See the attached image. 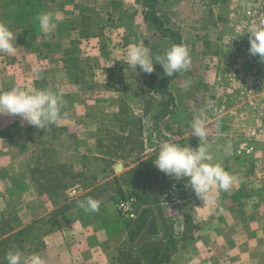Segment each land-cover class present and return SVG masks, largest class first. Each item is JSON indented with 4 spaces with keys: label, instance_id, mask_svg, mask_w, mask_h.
Returning a JSON list of instances; mask_svg holds the SVG:
<instances>
[{
    "label": "rangeland",
    "instance_id": "374dc122",
    "mask_svg": "<svg viewBox=\"0 0 264 264\" xmlns=\"http://www.w3.org/2000/svg\"><path fill=\"white\" fill-rule=\"evenodd\" d=\"M39 1L0 0V21L9 23L17 32L16 51L0 54V92L19 84L62 93L61 117L74 116L77 122L67 126L59 122L39 129L19 116L0 114V227L8 222L20 229L41 219H33V215L43 204L53 215L73 199H86L87 194V198L96 200L101 194L111 196L112 200L100 205L97 212H85L77 206L67 216L55 217L60 229L64 226L69 233L54 241L52 236L60 235L61 230L47 235V247L36 255L48 261L59 245V253L66 261L63 264L80 263L73 246L83 234L81 225L91 227L90 238L99 229L117 228L115 242L110 245L112 249L116 247L113 259L105 263L116 264L119 250L130 242L128 227L135 228L138 220L128 219L119 210L122 200L136 195L122 178L148 158H153L151 166H155L160 143L167 140L193 147L206 145L216 162L243 180V183L239 180L238 189L244 196L254 197L255 192L264 189V161L256 165L257 158H264V135L257 134L256 150L249 155L255 158L242 159L238 153L241 145L240 153L253 149L248 132L250 128L260 127L258 120L263 117L264 97L262 88L259 107L254 108L257 94L245 89L254 84L255 72L264 79V62L259 57L249 58L250 53L240 49L241 29L236 22L228 29L224 21L225 15H239L241 0H231L229 4L227 0L161 1L160 16L167 27L182 34L191 55L189 69L169 84L175 104L169 103L168 115L163 119L157 117L168 100L161 90V83L167 77L162 66L157 63L151 74L133 73L125 63L131 46L147 47L154 58L174 45L144 20L140 0H131V6L120 8V13L106 6H77V13L60 20L53 32L45 31L53 39L51 44L44 43L47 61L56 60L60 66L67 67L65 77L70 80L59 86L52 78L49 81L48 77L39 76L31 86L32 23L24 19L21 4L27 8ZM248 1L254 8L259 5L264 9V0ZM91 34L93 41L89 38ZM106 47L108 51L103 53ZM94 49L99 55L91 63L88 53ZM51 54H56L53 61L48 60ZM53 75L59 77V72ZM239 79L246 84L243 86ZM90 80L94 81L93 85L85 83ZM201 110L207 115L208 136L204 141L192 135L190 128L193 117ZM77 114L84 119H79ZM32 171L40 186L33 180ZM155 171L153 195L149 203L137 205L138 216L143 210L153 209L150 218L156 217L159 224L165 220L166 228L159 225L158 237L169 242L171 235L175 254L188 235L184 233L182 238L176 229L179 215L204 202L195 196L186 177L168 176L157 167ZM120 186L124 195L118 190ZM235 186L236 183L233 189ZM154 238L151 236L150 240ZM174 254L169 264H173Z\"/></svg>",
    "mask_w": 264,
    "mask_h": 264
},
{
    "label": "crops",
    "instance_id": "0c3cea01",
    "mask_svg": "<svg viewBox=\"0 0 264 264\" xmlns=\"http://www.w3.org/2000/svg\"><path fill=\"white\" fill-rule=\"evenodd\" d=\"M230 2L231 0H227V4ZM248 2V0H241L238 9L239 15L235 17L225 15L224 21L226 28L229 29V25L232 26L234 22H236L238 29H241L249 28L252 24H260L264 21V9L259 5L254 8L253 3ZM21 5L24 9V19H28L27 21H31L32 23L31 86L35 84L39 76L48 77L49 81H51L50 79L52 78V82H56L57 85L61 86L65 80L69 79L65 77V74L68 76L67 70L69 69L57 64L56 60L51 63L47 61V53L45 54L44 52V43L48 42V44H51L53 39L48 37L45 31L39 27L36 20L39 14L48 12L53 14V16H59L60 20H63L76 14L77 6L88 8L106 6L112 9L113 12L120 13V8L131 6V0H41V2H37L35 6L33 3H31V6L27 5V8L24 4ZM260 8L263 12H261ZM245 12L247 15L244 14ZM58 33L60 34V31L57 32V34ZM226 33L231 32L226 31ZM73 35H76L74 31ZM89 38L93 41L94 34H91ZM107 51L108 47L103 49V53ZM88 54L91 55V58L88 60L91 63L96 61L95 55H99L95 49L92 53L89 52ZM53 55L56 54L49 55L48 60L50 59L53 61ZM97 68L94 70H101ZM57 71L59 72L60 79L54 75L52 77V73H57ZM85 83L87 85H93L94 81L90 80ZM73 117L74 116L70 115L61 117L60 122L65 126L71 123L74 124L75 121L77 122V119ZM77 117L79 119H84L80 114H77ZM249 117L250 116L245 119ZM258 123H260L259 129L253 127L250 128V132H248V135H250L248 138L253 148L252 151L240 153V147L242 145L238 148V153L241 155L240 157L242 159H244V157L255 158L249 155L256 150L255 140L257 139V134L260 132L264 135L262 120L259 119ZM263 161L264 158H257L256 165H259L258 163H263ZM235 178L236 189L232 187L228 191L217 190L215 199L209 202L210 205L208 203H203L200 206L193 207L192 210H188L186 213H183V215H179L176 229L178 233H182V238L184 233L188 235L178 246L173 256V264H264V189L255 192L257 193L255 195L252 194L254 197L244 196L243 192L238 189L240 185L239 180L241 183H243V180L238 176ZM225 198L231 202L228 203ZM215 204H218V207H216ZM42 206L43 208L38 207L34 212L33 219L43 218L50 214L51 210L47 208L48 206L45 208V204ZM219 206L221 207L219 208ZM67 215L68 213L65 214V216ZM187 220L192 222L191 227L186 225ZM81 227L83 229L81 230L83 234H81L78 244L73 246V251L78 254L77 259H79L80 262L77 263L76 261L75 264H105L113 259L116 247L112 249L110 245H112V242H115L117 228L112 230L99 229L98 232H93L96 236L90 238L88 229H91V227H86L84 225H81ZM68 233V228L63 226L62 230L59 232L60 235L55 234L52 236L54 237L52 241ZM103 240H105V242H103ZM52 241L48 242V244L51 245ZM58 247L60 246L57 245L54 251L55 253L48 261H45V264H63L66 262L60 255Z\"/></svg>",
    "mask_w": 264,
    "mask_h": 264
},
{
    "label": "clouds",
    "instance_id": "9594fccd",
    "mask_svg": "<svg viewBox=\"0 0 264 264\" xmlns=\"http://www.w3.org/2000/svg\"><path fill=\"white\" fill-rule=\"evenodd\" d=\"M39 27L51 33L60 21L59 16L44 12L36 18ZM249 52L264 62V21L249 26ZM17 32L7 22L0 21V54L14 53L17 44ZM133 73L151 74L159 63L164 75L172 77L176 73L187 71L191 65L189 49L183 44H174L165 53L154 58L149 49L143 45L131 46L127 50L125 62ZM64 105L63 94L47 89L25 88L16 85L7 91L0 92V114L19 116L22 121L45 129L48 125H58L61 119V108ZM192 135L204 141L208 136L207 115L201 110L190 123ZM155 166L168 176L187 178L188 184L204 204L215 199L217 189L228 191L235 183V176L215 161L206 145L197 147L182 145L171 140L162 141L159 152L154 159ZM78 207L85 212L99 211L100 202L92 197L77 201ZM26 257L19 250L6 254L7 264H25ZM0 264H3L0 261ZM32 264H45L38 255L32 257Z\"/></svg>",
    "mask_w": 264,
    "mask_h": 264
},
{
    "label": "trees",
    "instance_id": "16d2710c",
    "mask_svg": "<svg viewBox=\"0 0 264 264\" xmlns=\"http://www.w3.org/2000/svg\"><path fill=\"white\" fill-rule=\"evenodd\" d=\"M144 6V20L153 25L156 30L166 38H169L173 44H183L182 34L178 31H173L166 26V21L160 16L159 5L162 0H140ZM181 73V72H180ZM180 73L174 74L172 77H166L161 83V90L168 95V100L163 109L157 115L158 119H163L168 115V106L175 104V97L169 90V84L175 80ZM112 133V131H109ZM153 158H148L140 162L135 167H132L122 178L124 183L136 191L135 197L138 204L149 203L153 195V179L156 173V167L151 166ZM149 167L145 168V165ZM32 178L35 183L40 186L37 181L34 171ZM119 192L124 195L122 187H119ZM88 195V194H87ZM86 195V199H87ZM98 201L100 205H104L112 200L110 197L99 195ZM124 199V198H122ZM77 200H72L64 206L59 207L54 214L39 220L32 221L31 224L16 229L8 222H3L0 227V261L7 264L6 254L9 251L19 250L27 258L25 264H32V257L47 247L45 237L56 230L60 229V223L54 218H60L69 211L77 208ZM154 214L153 209L143 210L141 216L137 217V226L129 228L130 242L128 247L120 249L115 259L116 264H169L174 254L175 242H172V237L169 235V242L166 239L158 237L160 226L166 228L165 220L159 224L156 217H151ZM160 225V226H159ZM187 226H192L190 220L186 221ZM156 237L150 240V237Z\"/></svg>",
    "mask_w": 264,
    "mask_h": 264
},
{
    "label": "built area",
    "instance_id": "2783aa9c",
    "mask_svg": "<svg viewBox=\"0 0 264 264\" xmlns=\"http://www.w3.org/2000/svg\"><path fill=\"white\" fill-rule=\"evenodd\" d=\"M248 27L247 28H241L240 30V39L241 42L239 43V47L242 51H245L246 53H250L249 52V47H250V39L249 36L250 34L247 33ZM258 56H254V55H249V58L253 59L256 58ZM246 61L250 62V59H246ZM247 70V69H246ZM262 74L255 72L252 75V80H254V84H251L249 86H246V90L251 93V94H257V98L254 102L255 106L254 108H258L259 107V91L264 88V79L261 77ZM242 78L244 79V75H242ZM243 79H239L240 83H242V85L244 86L246 83H244L242 80ZM263 99V117H262V123L264 126V97ZM137 205H138V200L136 197H128L124 200H122L119 203V210L120 212L127 217L128 219H136L138 217V211H137Z\"/></svg>",
    "mask_w": 264,
    "mask_h": 264
}]
</instances>
